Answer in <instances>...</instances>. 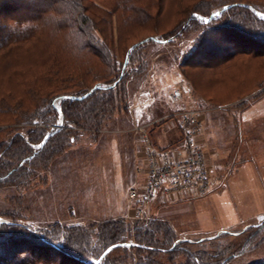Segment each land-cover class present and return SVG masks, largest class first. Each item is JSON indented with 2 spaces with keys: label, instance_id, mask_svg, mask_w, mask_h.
I'll return each mask as SVG.
<instances>
[{
  "label": "rangeland",
  "instance_id": "1",
  "mask_svg": "<svg viewBox=\"0 0 264 264\" xmlns=\"http://www.w3.org/2000/svg\"><path fill=\"white\" fill-rule=\"evenodd\" d=\"M73 1L82 28L88 33L89 47L80 48L81 41L68 39L65 32L50 36L44 28L37 39H31L8 60L0 58V112L6 113L0 115V147L16 134L27 138L29 132L41 129L55 132L60 118L50 125L41 123L39 117L37 123L18 122L17 115L21 116L30 104L39 105L41 115L43 100L53 93L81 92L96 82L109 83L131 45L154 39L137 47L125 68L128 79L122 87L126 110L109 109L98 118L88 114L79 120L82 126L78 127L73 123L61 125L58 131L62 129L64 139L69 134L74 141L52 158L46 171L39 168V157L35 172L31 164L0 183V224L17 222L46 237L84 227L88 233L92 230L93 240L85 247L88 252L98 248L95 233L99 224L123 219L133 225L136 221L131 213L113 217L98 207L110 205L108 189L118 186L119 179L126 181L124 191L133 182L132 155L128 159L126 152L132 150L134 142L137 148L135 127L144 126L150 143L157 148H171L176 143L179 134L169 117L178 105L171 94L182 86L191 96L190 105L202 114L206 150L210 153L211 188L202 197L157 201L149 218L166 225L175 248L185 244L193 251L205 247L214 252L220 245L226 256L237 253L251 238L246 253L230 264L264 260V228L254 238L250 236L264 222V44H257L253 34L247 35L264 33V25L234 12L228 21L235 31L208 29L200 26L205 21L194 14L218 11L222 4L246 3L254 15L257 10L256 16L264 20V0H124L126 5L121 4L123 0ZM124 5L128 12L121 11ZM39 6L33 7L36 10ZM20 11L15 16H27ZM6 17L0 16V21ZM192 18L200 25H188ZM183 25L188 26L181 38L158 44L180 33ZM187 55H193L188 61L192 62L182 65ZM9 63L14 65L10 70ZM39 77L44 94L40 100L41 96L29 86ZM23 80L27 87L19 84ZM97 95L98 102L106 97ZM90 101L80 106L82 112L91 107ZM59 102L55 100L54 106ZM95 124L94 130L86 128ZM114 147L116 158L111 155ZM116 173L120 174L117 178ZM72 204L73 210L68 208ZM18 231L15 238L0 234V264H79L43 244L38 246L41 242L30 233ZM154 235L163 241L160 230ZM216 236V241H205L206 246L192 244ZM165 252L158 253L160 262L170 257L171 264H191L180 252ZM110 257L133 264L136 252L121 249Z\"/></svg>",
  "mask_w": 264,
  "mask_h": 264
},
{
  "label": "trees",
  "instance_id": "2",
  "mask_svg": "<svg viewBox=\"0 0 264 264\" xmlns=\"http://www.w3.org/2000/svg\"><path fill=\"white\" fill-rule=\"evenodd\" d=\"M134 1V0H131ZM121 4H125L124 0ZM39 6V8L34 9L32 6ZM125 5L121 8V11L128 12V9H125ZM230 6L221 12V14L207 22L198 24L197 20L192 18L190 19V24L200 25L202 27H206L208 29H221L222 31L233 30L232 25H229L231 22L229 20V16L231 13L241 12V15L245 17V19L253 20L257 25H264V20L260 19L257 14V10H254L255 15L248 9L250 6L246 3H231V4H222L221 8L224 6ZM119 5H117V8ZM77 5H75L73 0H0V16H8L4 20L0 21V58L7 57L17 51L20 47L24 46L31 39L35 37L37 39V34L42 32L45 28L48 29L49 35H59L61 32H65L68 39L78 41L80 40V48H87L89 45L88 33L85 32L84 28H82V20L77 16L75 9ZM21 9V11L19 10ZM123 9V10H122ZM132 11V9L130 8ZM24 11L27 16H15V13ZM214 9L205 10L203 12L195 11V17L202 18L206 21L212 14L216 13ZM136 13H140L139 10L136 9ZM235 14V13H234ZM17 17V18H16ZM13 23L12 25H10ZM186 25V24H185ZM187 25V26H188ZM187 26H182V30L180 33L172 34L170 37L164 39L163 41H159L160 43H172L175 39L181 38L186 31ZM238 30H243L241 27L237 26ZM237 30V31H238ZM244 31V30H243ZM247 33H249L247 31ZM255 40H257V44H264V33L255 32L249 33L248 36H252ZM246 35V36H247ZM149 40H153V37L146 38ZM146 39L134 43L135 49L147 42ZM256 42V41H255ZM75 43V42H74ZM131 45L124 54V59L121 63V68L119 69L115 78H113L107 84H101L96 82L91 87L86 90H81V92H72V93H53L51 97L43 100L44 111L41 115L38 114L39 105L37 107L28 106L26 110L23 111L21 116L17 115L18 122L21 120L24 122L27 120L28 123H37V119L41 120V123H46L53 125L56 120L62 117V126L68 125V123L76 124V126H82L79 120L84 119L88 114L95 116L98 118L99 115H105L109 109H115L117 107H122L123 110H126L127 104L124 102L126 92L122 87V83L124 80L128 79L127 73L125 72V68L130 62L132 57V53L135 50H131ZM245 51H251L245 50ZM233 55V54H232ZM230 55V56H232ZM193 55H187L184 58L182 65L190 64L188 62L191 60ZM233 57V56H232ZM228 59H224V61ZM223 61V62H224ZM9 70L14 66L13 63H9ZM26 80L20 81L21 86L27 87ZM40 77L36 78L35 81L30 83V87L33 86L35 94L40 95L38 100L42 98L43 94V86L40 85ZM113 85L110 88L104 89L103 87ZM96 88L95 91L87 94L90 89L93 87ZM105 94V99L101 102H98L99 98L97 94ZM87 94V95H86ZM60 99V102L54 106V101ZM18 100H22L19 98ZM89 106H91L86 112H82L81 105L88 101ZM122 101V102H121ZM119 104V105H118ZM95 105V106H94ZM97 107V111L95 110ZM59 109V111L57 110ZM41 109V108H40ZM9 112V111H7ZM0 115H5L6 113L0 112ZM96 124L93 126H86L88 129H96ZM68 128V127H67ZM67 128H65L67 130ZM62 131V129H61ZM61 131L55 130V132L46 133L47 130L41 129L37 131L29 132L27 138L23 137V135L16 134L12 139L8 141L3 147H0V183L6 182L10 178V176H14V173L19 171L22 167L28 169L31 164L34 166V172L36 171V159L42 158L39 162L40 169L46 171L49 164L52 161V158L59 155V153L65 148L70 142L74 141V137L69 134L66 135L65 139L61 135ZM70 133L69 130L66 133ZM48 135L47 139L43 142L45 136ZM36 146V147H34ZM8 157L17 158L15 161H8ZM31 170V169H29ZM84 228V227H83ZM83 228H71L65 229L63 234L60 232H55V237H46L42 236L36 232H34L28 226L22 225L20 223L15 222H3L0 224V234L6 235H19L18 230H22L25 233H30L40 241L41 244L38 246H45V248L52 249L54 252H57L62 257L73 260L79 264H123L121 259H111L110 255L112 252L116 250H123L124 252L128 250H134L136 252V259L133 264H171V259H167V262H160L158 253L161 251L167 254H171L172 252H177L183 254L189 263L191 264H230L233 259L241 257L246 253V250L249 246V240L247 239L241 246V249L237 253L224 255L223 250L220 245L217 247V251L209 252L205 250V247L200 249L199 251H193L188 248V245L182 244L186 247L175 248L176 245L173 242L172 237H170L169 229L166 225L162 224L161 221H157L153 218H148L141 221L134 222L133 225L127 224L123 219L118 221H107L102 224H99L96 227V241L98 242L97 250H92L88 252L87 242L92 241L91 233L87 232ZM264 228V222L255 227L254 233L250 236L254 238L261 229ZM157 230H160V233L164 234L163 241L158 240L155 237V233ZM94 231V230H93ZM242 233V232H240ZM238 233L237 235H239ZM128 234V235H127ZM221 234H231L229 232H222ZM58 235V236H57ZM220 236V235H219ZM219 236H216L212 239H203L199 242L192 243L193 245H201L204 244L206 246L205 241L217 240ZM10 237V236H9ZM130 239H133V242H130ZM215 240V241H216ZM184 243V241H182ZM189 243L185 240V243ZM186 243V244H187ZM43 244V245H42ZM131 244L130 246L126 245ZM115 246L109 252L103 255V253L111 246ZM191 245V243H190ZM168 247V249H165ZM148 254V256L146 255ZM172 258V257H171ZM252 264H264V260L257 261Z\"/></svg>",
  "mask_w": 264,
  "mask_h": 264
},
{
  "label": "built area",
  "instance_id": "3",
  "mask_svg": "<svg viewBox=\"0 0 264 264\" xmlns=\"http://www.w3.org/2000/svg\"><path fill=\"white\" fill-rule=\"evenodd\" d=\"M190 97L182 86L172 91L171 98L178 109L169 118L174 120L179 138L171 148L152 146L144 126L135 127L136 178L126 194L131 218L135 221L148 219L159 197L197 198L211 188L204 122L200 110L190 105Z\"/></svg>",
  "mask_w": 264,
  "mask_h": 264
},
{
  "label": "crops",
  "instance_id": "4",
  "mask_svg": "<svg viewBox=\"0 0 264 264\" xmlns=\"http://www.w3.org/2000/svg\"><path fill=\"white\" fill-rule=\"evenodd\" d=\"M177 132H178V129H177ZM178 134H179V132H178ZM116 147H114V150L111 153L112 157H114V158H116V156H117V148ZM136 150H137V148H136L135 142H134L133 145H132V150L130 149V150H128V152H126V158L129 159L130 158V155H132L131 156V160H132L131 163H132V178H133V182H134V180L136 178L135 177V174H134V170H135V166H136V162H137V160H136ZM209 155H210V153L208 154V151H207L208 160H209ZM119 175L120 174H117L116 173V175H114V176L117 178ZM123 176H125V175H123ZM125 182H126L125 180H123V179L120 180L119 179L118 186H113L111 188L112 191H110V189H108L109 190V193H108L109 194L108 202L110 203V205L109 206H102V207L99 206L98 209L108 210V213L111 212L110 213V216H113V217H117V216L119 217L123 213L124 214H127V216H128L131 213V208H130V206L127 203L128 202L127 201V196H126L127 190L124 191V188H123L125 186ZM185 197H188V196H185ZM76 198L77 197H72V200H75ZM180 198L179 197L178 198L177 197H171V198L168 199V198L159 197L155 201V203H157V201H167V200L168 201L169 200H171V201H178V200H180ZM73 202L76 204V201H71V203H73ZM102 202L103 201L101 200V203ZM77 204H78V202H77ZM68 208L73 210V209H75V206L72 204V206H69Z\"/></svg>",
  "mask_w": 264,
  "mask_h": 264
},
{
  "label": "water",
  "instance_id": "5",
  "mask_svg": "<svg viewBox=\"0 0 264 264\" xmlns=\"http://www.w3.org/2000/svg\"><path fill=\"white\" fill-rule=\"evenodd\" d=\"M230 6H224V7H222V8H220L216 13H214V14H212L205 22H207V21H209V20H211V19H213V18H215V17H217V16H219L220 14H221V12L222 11H224L225 9H227V8H229ZM257 15V14H256ZM260 19H263L262 17H259ZM148 39H146L145 41H147ZM135 46H137V44H135ZM135 46L133 45L131 48H130V51L131 50H134L135 49ZM113 85H109V86H105V87H103L104 89H106V88H110V87H112ZM96 88H100V87H93L92 89H90L89 90V92L87 93V94H89V93H91V92H93V91H95V89ZM86 94V95H87ZM57 110L59 111V109L57 108ZM61 124H62V117L60 116V121H59V125H58V127H57V129L56 130H58L59 128H60V126H61ZM47 137H48V135H46L45 136V138H44V140H43V142L41 143V145L44 143V141L47 139ZM131 244H127L126 246H130ZM115 246H121V245H114V246H111V247H109L104 253H103V255L104 254H106L107 252H109L112 248H114Z\"/></svg>",
  "mask_w": 264,
  "mask_h": 264
},
{
  "label": "bare ground",
  "instance_id": "6",
  "mask_svg": "<svg viewBox=\"0 0 264 264\" xmlns=\"http://www.w3.org/2000/svg\"><path fill=\"white\" fill-rule=\"evenodd\" d=\"M2 259V258H1Z\"/></svg>",
  "mask_w": 264,
  "mask_h": 264
}]
</instances>
